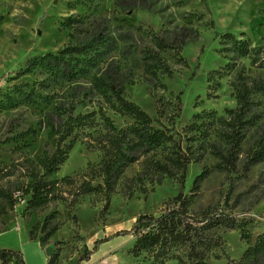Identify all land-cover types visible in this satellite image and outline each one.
<instances>
[{
	"label": "trees",
	"instance_id": "16d2710c",
	"mask_svg": "<svg viewBox=\"0 0 264 264\" xmlns=\"http://www.w3.org/2000/svg\"><path fill=\"white\" fill-rule=\"evenodd\" d=\"M173 1L181 4V0ZM112 2L125 9L138 1ZM66 3L68 7L80 4L96 9L98 2L73 0ZM260 10L264 17V7ZM200 15L195 10L183 11L179 23L170 27L168 20H164L158 31L128 18L111 16L125 27L115 35L107 30L110 19L103 12L64 16L59 27L68 30L69 42L55 51H42L27 57L23 66L11 76L38 72L41 78L30 83H12L1 93L0 111L19 104H50L43 113V125L48 127L50 140L44 142L40 156L35 159L23 155L22 160L0 162V179L13 175L14 171L22 176L12 187L0 184V214L12 210L15 201L23 198L21 212L33 207L45 208L49 202L58 201L63 205L64 218L75 225L72 209L79 196L98 195L102 200L98 213L104 214L117 180L125 168L138 163V173L122 183L123 194L130 196L134 189L145 192L143 181L146 178L157 182L163 176L174 179L179 189L164 199L157 212H139L129 228L114 232L132 235L126 254L134 257L144 254L151 264H166L168 259H173L175 264H209L211 255L214 259L223 257V264H264V230L252 236L248 224L253 218L236 217L231 212L244 191L236 193L231 202H228V195L232 189L222 201L197 203L200 184L211 173L229 175L235 172L233 178H245L252 165L264 161V136L252 133L260 122L259 101L255 95L264 93V75L247 74L245 65L239 61L246 57L250 65L264 70V32L256 44H251L244 32L240 36L228 30L217 34L216 49L226 62L207 71L205 81L207 89L213 92L220 86L219 79L229 74L234 105L223 107L221 113L214 108H201L176 130L172 123L180 108L179 94L163 93L166 86L161 75L169 76L172 67L162 52L171 51L173 62L184 64L179 49L197 34L192 23ZM134 35L144 40L143 45L136 46L135 41V47L123 44L134 39ZM132 66L141 69V76L153 97L155 117L124 97V84L132 81ZM211 91L205 92L206 97L213 95ZM94 96L96 105L93 108L75 112L77 105H85L86 99ZM107 109L130 121L116 126L106 114ZM36 122L42 121L38 118ZM34 133L35 127L29 125L15 131L11 138L17 140ZM78 137L87 148L97 149L98 161L95 165L88 163L86 172L79 177L62 174L50 178L48 175L59 168ZM205 153L212 160L200 165L190 187L184 191L186 166L200 161ZM227 186L231 187L232 182ZM55 214L47 212L41 221L33 222L27 230L28 239H37L43 248L48 237L63 223ZM219 228L237 231L245 244L239 257L229 258L223 251L222 236L216 231ZM36 232L40 234L37 236ZM73 235H77L75 230ZM109 238L97 237L89 248L83 245L73 264L87 260L97 244ZM59 242L62 243L57 240L56 244ZM53 247L46 256V264H59V246ZM0 257L24 264L18 249L0 247Z\"/></svg>",
	"mask_w": 264,
	"mask_h": 264
},
{
	"label": "rangeland",
	"instance_id": "374dc122",
	"mask_svg": "<svg viewBox=\"0 0 264 264\" xmlns=\"http://www.w3.org/2000/svg\"><path fill=\"white\" fill-rule=\"evenodd\" d=\"M67 1L73 0H0V97L2 91L8 90L12 83L26 81L30 83L41 78L38 72L11 76H14V70L23 66L27 57L42 51H55L69 42L68 30L59 27V21L68 14L103 12L105 17L110 19L106 24L107 30L115 35L123 32L125 27L111 16L128 18L134 23H143L154 31H158L162 21L168 20L167 25L171 27L176 22H180L179 16L183 11L195 10L201 13L200 17L194 19L192 23L197 34L182 44L179 49L185 63L175 64L171 51L162 52L172 67L169 76L161 75V80L166 86L163 93L165 95L169 92L179 94L180 108L172 123L173 128L179 130L183 124L189 122L190 115L201 108H214L221 113L223 107L234 105L228 83L229 74L219 79L220 86L213 92L210 88L207 89L205 81L207 71L226 62L216 49L217 34L228 30L240 36L239 34L244 32L251 44H256L264 32V17L260 10L264 7V0H181L179 5L174 4L173 0H136L138 2L135 5L125 9H121L117 4L114 5L112 0H94L98 2L96 9L92 5L80 4L68 7ZM133 41L136 46L144 43V40L135 36L134 39H128L123 44L129 43L131 47H135ZM239 61L243 66L245 65L247 74L264 75V70L250 65L246 57L239 58ZM131 71L132 81L124 84V97L136 102L148 115L155 117L153 97L141 76V69L133 67ZM207 90L212 92L211 97H206ZM255 99L259 101L257 106L261 117L258 127L253 129L252 133L253 136L258 134L263 137L264 93H257ZM86 100L85 105H77L75 112L90 110L96 105L95 96ZM49 108L50 104L45 103L19 104L0 111V162L22 160L23 155L34 159L40 156L44 142L50 140L48 127L43 125V113ZM106 114L116 126H123L130 121L110 109H107ZM38 118L42 121L40 124L36 122ZM154 124L157 123L154 122ZM29 125L35 127L34 134H27L17 140L11 138L15 131L24 130ZM98 159L97 149L87 148L78 137L59 168L48 176L54 178L69 174L79 177L86 172L88 163L95 165ZM211 160V156L205 153L200 161L186 166L182 184L184 191L190 187V181L199 171L200 165L207 164ZM139 170L138 163L125 168L122 177L114 186L115 189L108 202L109 206L104 214L98 213L102 205L98 195L79 196L72 209L76 217L75 225L64 218L63 205L58 201L49 202L45 208L33 207L21 212L24 207V198L21 201L16 200L12 210L0 214V243L7 248L17 247L24 264H46L43 248L37 240L28 239L26 231L33 222L41 221L47 212L54 211L57 219L63 223L48 237L44 246L48 243L59 246V264H73L81 253L83 245L89 248L94 239L102 236L110 238L98 243L96 250L89 254V258L81 260L78 264H151L144 254L137 257L126 254L125 249L133 238L131 234H114V232L129 228L132 219L139 212H157L162 207L164 199L177 192L179 185L167 176H163L157 182L146 178L143 181L145 192L134 189L130 196L123 194L122 183L130 176L137 174ZM234 175L235 172L229 175L221 172L211 173L200 184L197 203H213L216 199L222 201L226 192L232 189L228 195V202H231L236 193L244 191L240 202L232 208L231 212L236 217L253 218L248 224L250 234L253 236L256 232L264 230V161L252 165L245 178H233ZM21 178L22 176L14 171L13 175L1 178L0 184L12 187L19 183ZM230 181L232 186L227 188ZM73 230L78 236L73 235ZM216 231L222 236V249L228 257H239L245 244L239 239L237 231L221 228ZM39 234L36 232L37 236ZM57 240L62 243L56 244ZM208 261L209 264H223L225 259L223 257L214 259L211 255ZM165 263L175 264V261L168 259Z\"/></svg>",
	"mask_w": 264,
	"mask_h": 264
},
{
	"label": "water",
	"instance_id": "95a60500",
	"mask_svg": "<svg viewBox=\"0 0 264 264\" xmlns=\"http://www.w3.org/2000/svg\"><path fill=\"white\" fill-rule=\"evenodd\" d=\"M53 245L48 243L46 246L43 247L44 255L47 256L53 251Z\"/></svg>",
	"mask_w": 264,
	"mask_h": 264
},
{
	"label": "built area",
	"instance_id": "2783aa9c",
	"mask_svg": "<svg viewBox=\"0 0 264 264\" xmlns=\"http://www.w3.org/2000/svg\"><path fill=\"white\" fill-rule=\"evenodd\" d=\"M18 201H21V199H19ZM15 226L17 227L16 224H15ZM0 264H15V263H14V260L12 258L2 260V258L0 257Z\"/></svg>",
	"mask_w": 264,
	"mask_h": 264
},
{
	"label": "crops",
	"instance_id": "0c3cea01",
	"mask_svg": "<svg viewBox=\"0 0 264 264\" xmlns=\"http://www.w3.org/2000/svg\"><path fill=\"white\" fill-rule=\"evenodd\" d=\"M30 227V226H29ZM28 227V228H29ZM28 228H27V230H28ZM26 234H27V231H26ZM28 238V237H27ZM35 240H37V239H35ZM4 244H2V243H0V247H4V248H7V247H5V246H3ZM17 247H13V248H9V249H16ZM19 250V249H18Z\"/></svg>",
	"mask_w": 264,
	"mask_h": 264
}]
</instances>
